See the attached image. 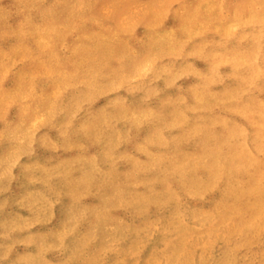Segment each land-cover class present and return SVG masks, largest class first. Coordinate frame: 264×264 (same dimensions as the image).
<instances>
[{
    "label": "rangeland",
    "instance_id": "1",
    "mask_svg": "<svg viewBox=\"0 0 264 264\" xmlns=\"http://www.w3.org/2000/svg\"><path fill=\"white\" fill-rule=\"evenodd\" d=\"M0 264H264V0H0Z\"/></svg>",
    "mask_w": 264,
    "mask_h": 264
}]
</instances>
